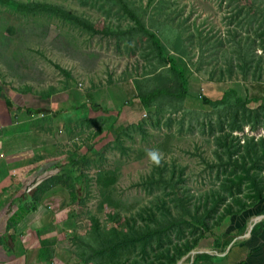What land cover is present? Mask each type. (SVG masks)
Here are the masks:
<instances>
[{"label": "rangeland", "instance_id": "1", "mask_svg": "<svg viewBox=\"0 0 264 264\" xmlns=\"http://www.w3.org/2000/svg\"><path fill=\"white\" fill-rule=\"evenodd\" d=\"M10 1L9 5L0 2V85L35 96L73 87L87 92L113 84L135 93L124 103L133 112L132 118L118 113L108 116L109 112L102 110L96 120L73 121L68 125L70 130H61L66 172L59 181L50 179L46 185L60 181L65 185L60 217L68 219L62 224L58 243L66 264H148L151 260L158 264L164 260L157 255L168 248L190 245L202 233L204 239L179 262L195 251L210 248L219 226L204 231L187 214L204 213L217 205L218 211L210 213L213 224L236 198L251 202L254 187L251 179L238 184L239 175L222 167L215 156V139L222 128L226 132L230 129L231 110L205 105L201 97L216 99L225 90L234 89L243 100L264 99V81L258 84L251 77L244 80L237 75L218 82L214 61L200 59L195 49L190 65L184 61L187 96L181 101L162 99L146 110L136 97V82L154 87L169 81L170 74L166 70L148 74L155 57L145 40L126 33L132 21L124 12L107 0ZM159 1L133 0L146 26L148 16L157 13ZM168 1L188 32L214 35L237 27L235 18L230 19L236 0ZM238 2L241 5L242 1ZM37 4L65 9L90 26L78 25L62 13L35 10ZM255 53L261 55L259 50ZM233 135L244 146L246 137H254L255 142L264 138V130L251 132V126L246 125ZM151 149L161 154L159 164L148 159ZM255 171L264 177V165L250 174ZM161 173L172 177V184L161 182ZM79 175L83 178L75 181ZM181 204L189 208L186 224L130 245L112 257L99 254L84 261L90 249L83 242L97 246L99 235L111 227L127 234L146 232L157 227L168 209L181 212Z\"/></svg>", "mask_w": 264, "mask_h": 264}, {"label": "crops", "instance_id": "2", "mask_svg": "<svg viewBox=\"0 0 264 264\" xmlns=\"http://www.w3.org/2000/svg\"><path fill=\"white\" fill-rule=\"evenodd\" d=\"M134 95L116 84L43 96L0 85V264H66L58 243L68 219L60 217L65 185H43L66 167L61 130L94 120L102 110L132 118L124 103ZM216 230L210 248L178 264H264V199L228 216ZM42 241L54 247L41 249Z\"/></svg>", "mask_w": 264, "mask_h": 264}, {"label": "trees", "instance_id": "3", "mask_svg": "<svg viewBox=\"0 0 264 264\" xmlns=\"http://www.w3.org/2000/svg\"><path fill=\"white\" fill-rule=\"evenodd\" d=\"M107 1L112 4V7L116 6L121 12H124L132 21V25L128 26L126 33L133 38L139 37L149 44L151 53L155 57V64L153 70L151 69L148 74L157 70H166L170 74L169 81L154 87H144L143 84L136 82V97L144 109L148 110L156 107L162 99L181 101L187 96L188 76L185 75L184 61L190 65L195 49H198L200 59L210 57L214 61V66L216 65L218 70V82L230 81L237 75L242 76L244 80L251 77L250 80L258 84L264 81V0H240L242 1L241 5L236 0L234 16H231L230 19L235 18L237 27L228 28L224 33L214 35L199 30L195 32L186 31L187 29L183 28L184 20L175 14V10L171 9L168 0H160L156 9L157 13L148 14V26L140 18L139 9L133 0ZM0 2L5 5L11 3L10 0H0ZM35 10L62 13L78 25L90 26V23H87L81 17L57 6L37 4ZM229 23L232 22L229 21ZM238 27L239 29H237ZM257 50L261 52L260 56L255 53ZM213 75L214 72L209 74V77L212 78ZM201 98L205 105L212 107L224 106L231 110L230 129L226 132L222 128L221 135L215 139V156L222 167L239 175L237 177L239 179H236L238 184L248 179L252 180L254 187V193L251 196L252 201L248 202L245 199L236 198L234 204L228 206L221 216V213H219L213 224L209 221L210 213L218 211L217 205H213L204 213H199V211L188 213L189 208L181 204L182 211L179 212L180 214H175L173 210L168 209L157 227L146 232L127 234L120 232L118 227H111L105 231L104 235H99L97 246L87 241L83 242L90 249V253L84 256L85 262L90 261L99 254L112 257L130 245L136 246L141 241L154 238L159 234H165L173 228H178L188 222L185 217L187 213V216L195 224L199 225L204 231L211 232L213 228L220 226L228 216L238 214L264 199V177L262 173L257 172V170L255 174H250L255 168L260 169V166L264 165V138L261 137L255 142L254 137H246L244 146H241L240 139L233 135L234 132L243 131L246 125L251 126V132H256L259 129L264 130V99L243 100L234 89L225 90L216 99H210L207 96ZM240 118L244 120V123L241 122ZM112 123L113 121L111 125H113ZM237 147L238 149H235ZM249 164L250 168H248ZM63 173L52 176L44 182L47 183L54 178L59 181ZM67 174H65V178ZM82 178L83 176L79 175L75 181ZM158 179L166 184L169 181L171 184L173 182L172 177L167 178L162 173L158 176ZM46 183L43 184L45 187L47 186ZM41 188L43 189L42 184ZM41 188L39 187V190ZM203 239L204 234L202 233L190 245H180L173 250L166 249L160 255H157V258L164 260L158 264H178L180 259L194 250ZM52 245L49 241H42L41 249L47 248L49 251ZM50 260L52 261V257H50ZM148 264L157 263L155 260H151Z\"/></svg>", "mask_w": 264, "mask_h": 264}, {"label": "clouds", "instance_id": "4", "mask_svg": "<svg viewBox=\"0 0 264 264\" xmlns=\"http://www.w3.org/2000/svg\"><path fill=\"white\" fill-rule=\"evenodd\" d=\"M148 159L153 162L154 164H159L161 159V154L156 149L148 150L147 152Z\"/></svg>", "mask_w": 264, "mask_h": 264}, {"label": "built area", "instance_id": "5", "mask_svg": "<svg viewBox=\"0 0 264 264\" xmlns=\"http://www.w3.org/2000/svg\"><path fill=\"white\" fill-rule=\"evenodd\" d=\"M81 86H82V84H81Z\"/></svg>", "mask_w": 264, "mask_h": 264}]
</instances>
